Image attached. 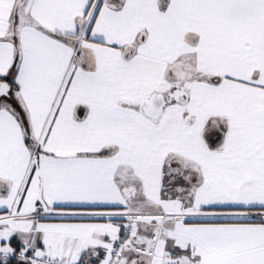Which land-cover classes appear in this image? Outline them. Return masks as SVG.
Instances as JSON below:
<instances>
[{
	"label": "snow or ice",
	"instance_id": "snow-or-ice-1",
	"mask_svg": "<svg viewBox=\"0 0 264 264\" xmlns=\"http://www.w3.org/2000/svg\"><path fill=\"white\" fill-rule=\"evenodd\" d=\"M0 264H264V0H0Z\"/></svg>",
	"mask_w": 264,
	"mask_h": 264
},
{
	"label": "crops",
	"instance_id": "crops-1",
	"mask_svg": "<svg viewBox=\"0 0 264 264\" xmlns=\"http://www.w3.org/2000/svg\"><path fill=\"white\" fill-rule=\"evenodd\" d=\"M102 222V221H101Z\"/></svg>",
	"mask_w": 264,
	"mask_h": 264
}]
</instances>
